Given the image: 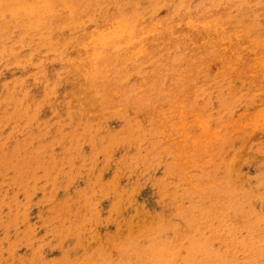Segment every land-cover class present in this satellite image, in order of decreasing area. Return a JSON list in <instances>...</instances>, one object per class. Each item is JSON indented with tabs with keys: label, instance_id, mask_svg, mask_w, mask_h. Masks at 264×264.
Returning <instances> with one entry per match:
<instances>
[{
	"label": "rangeland",
	"instance_id": "obj_1",
	"mask_svg": "<svg viewBox=\"0 0 264 264\" xmlns=\"http://www.w3.org/2000/svg\"><path fill=\"white\" fill-rule=\"evenodd\" d=\"M58 1L61 2V0H56L55 4H58L59 3ZM62 1H65V3L67 2L69 4L68 6L73 5V10L75 11L74 16L71 19H68L64 13L49 15L47 18L48 24L46 25V27L43 30L38 31V32H35L33 30H27L23 26V24L20 23V21H18V22L17 21L16 22L0 21V93H1L0 94V132H1L0 133V149L2 150V151L0 150V160H1L0 161V169L2 168L0 170L1 171L0 172V175H1L0 176V181H1V183H0V250H1L0 251V264H22V263H24V264H43V262H44V264H59L61 261L62 262L60 264H72V263L73 264H78V263L79 264H85V262H86V264H92V262H93V264H104V263L105 264H201V263L202 264H204V263L205 264H207V263L208 264L209 263L210 264H246V263H248L250 261L248 259L249 256H246V253L241 252V250L243 249V247L245 245L233 247L224 241V239L228 240L229 237L224 235L225 230L222 233L220 231H222V229H224L225 226L226 227L228 226V223L230 222V220H228V217H224L221 221H220V219L214 218L216 216V212H215L216 208H215V204L213 203V200L216 198V196H214V195H217V198H218L220 195L219 191H221V193H224V190L228 189L229 187L234 188L236 191L240 190V192L247 191L248 193H250V197L248 198V200H247V198H245L244 201L247 200L246 203L249 205L248 207L251 209L252 214H254L256 216V218H258V219L263 220V218H264V152L262 153V151H264V125H262V123H264V122L262 121L261 123L250 125V126H248L249 129H247V130H246L247 127H245V130L242 128L240 131H232L231 135H230V133H228V130L230 128L227 129L228 123H231L234 120L235 121L236 120H243L245 118L243 115H245L247 119L252 116L251 118L253 119L255 116L259 115V112L261 113V111H258V110H261L263 108V103H264L263 96L264 95H263V91L261 89L264 87V80H263V78H261V72H258L257 76H251L250 75V73H252V70H253L250 66L253 63V58H252L253 55L251 56V53L249 52L250 50L248 48H245L247 46V45H245L246 43L244 44L243 47H241L242 49L240 48L238 50L239 54H237L238 59L235 60L236 63L233 62V64H237L236 67L241 72L239 75H237L238 76L237 77V76H234L235 75L234 73L231 74L230 73L231 71H229V72L227 71L225 64L222 67L220 66V68L216 71L210 70L209 68H207V70L209 69L207 72L206 65L208 62H206V60L210 61L212 59L211 61L215 62L216 59L220 58V55H221V57L223 55V52L220 51L221 49H219V47L213 46L214 48H217V49L213 48L212 50L208 51V53L210 54V56L212 55V57H209L207 59L208 56H206L202 60L200 59L199 62L201 64L198 61H195V58H193L192 61H189V64H188V62L184 61L185 59L182 58L180 61L183 60L184 61L183 63L185 65L183 64V66H182V64H181L180 66H182V67L178 66V67H180V68L177 67L178 69L176 67H172V69H171L169 67L170 65H168L171 63V62H169V60L172 58L174 60L176 58H178L177 56L181 53V51L184 50L182 45H180L179 47H182L183 49L177 47L178 48L177 50L179 51V52H177L176 50L171 49L172 48L170 46L172 44V42L170 41L171 39L166 40V37H161V36L156 37L155 41L157 43V46L155 44V41L153 43L144 41L142 43V45L148 44V48L149 49L151 48L150 51H148L149 55H147V58L150 61V63L147 60V58H146V61L143 59H141V60L138 59L137 61L131 62L129 60L126 61L125 59L121 58V55L120 56L117 55V56L113 57V61L109 65L110 68L112 67V69H110L108 67L107 71H104L102 73V75H100V78L97 79V82L95 84L96 88L98 90H101L100 94H102L103 97H105V98L106 97L109 98L108 100H110V101L108 102V100H106L103 103V105H101V104H99L100 100H98V99L96 100V99H92V98L89 99L90 95L88 93L84 92L85 94H83V96L86 97V99H89L90 101H88V104L84 105L82 108L77 103V102H79L78 99H75L76 95L80 94V90L78 89V85L76 82V80H77L76 74L74 73V71L71 70V68L66 63L68 60L74 59L76 56H78L77 53H79V43H81L83 41V39L87 36V34L90 33V31H92V29H94L96 26H102L103 24H106L107 23L106 17L107 18L109 17L108 19H111V18H117L119 16L120 13L117 11L116 7H118V8L122 7V10H125L124 12L126 13V15L132 16L133 14L134 15L139 14V15L144 16V17L151 14L149 12H150V10L153 9V10H156V12L154 11L153 18L159 19V20L164 18V17H168V18L170 17V20H173V18L177 16L178 11L183 10L185 8H188V7H189L188 9H196L197 8L199 10H203L205 13L209 12L211 15L217 14L219 17L220 16L223 17L225 20H227L229 22L228 26H229L230 30L241 31L242 33L247 34V35L249 34L252 37L255 36L256 39H258V36H259L258 40H261V42L263 43V41H264V28H263L264 18L263 17L264 16H262V14H264V0H195V2H194V0H155V2H152L154 0H152V1H150V0H86V1L85 0H62ZM220 1L224 2V4L218 7L217 5L222 4V3H220ZM147 2H152V3H150L151 5H149V3L147 5ZM110 3L112 5H110ZM193 3H194V5H193ZM169 4H170V6H169ZM201 4H203V5L201 6ZM191 5H193V6H191ZM195 5L196 6L198 5V6L194 7ZM141 6H142V8H141ZM158 7H159V10H158ZM201 7H203V9ZM163 10H164V12H163ZM106 12L107 13L109 12V13L107 14ZM256 12H259V13H256ZM158 14H160V15L158 16ZM92 17L94 18L93 20H92ZM241 17H242V19H241ZM245 17H247V18H245ZM98 18L99 19L102 18V20L101 19L98 20ZM243 18H245V21H243ZM246 19H248V22L246 21ZM81 22L83 23V27H80L78 29H71V26L73 24L77 25V24H80ZM19 23L22 26H20ZM255 24H257V26ZM255 30L256 31L258 30V31L256 32ZM181 32H179L180 36L178 38V39L181 38L180 40L183 39V36H181V35L184 33V31H181ZM252 33H254V34H252ZM261 33H262V35H261ZM260 36L263 38V40L260 38ZM159 39H161V40H159ZM163 42H165V43H163ZM169 42H171V43L169 44ZM161 43H163L164 45ZM150 44H151V46L153 44L155 46H152L153 47L152 48L150 46ZM48 46L51 48H49ZM158 46H159V49H158ZM160 47L162 49L161 52L163 54L160 52ZM163 47H165V48H163ZM152 49H153V51H151ZM263 49H264V45H263ZM166 50H168V51H166ZM242 50H243V52H240ZM75 51H77V52H75ZM169 51H174V53L170 52L171 53L170 54ZM151 52H152V54H151ZM202 52L205 53L206 50H203ZM212 52H213V54H212ZM167 53H169L168 54L169 56L167 55ZM262 53H263V51H262ZM248 54H250V55H248ZM70 55H72V56H70ZM150 55H153V56L155 55L156 58H155V56L154 57L151 56L152 57L151 58ZM158 55L160 56L159 58H158ZM149 57H150V59H149ZM213 58L215 60H213ZM151 59H153V60H151ZM241 59H243V60H241ZM155 60H158L159 64L157 63V65H156L157 61H155ZM154 61H155V64H154ZM193 61H194V63H193L194 65L192 63H190ZM204 61H205V63H204ZM121 62H124V63L121 64ZM164 62H167V63L165 64ZM197 62L199 64H197ZM115 63H118V65ZM138 63H140V64H138ZM203 63H204V66H203ZM246 63H249L248 64L249 67H248V65L246 67ZM133 64H134V66H133ZM151 64L153 65V68H152ZM186 64H188V65H186ZM191 64L193 66L196 65V68L193 67ZM126 65H127V67H126ZM145 65H147V66H145ZM198 65L200 66V69H198L199 68ZM143 66L145 69H143ZM121 68H123V69H121ZM141 68H142L143 72H142ZM174 68H175V70H174ZM182 68H184L185 71H182ZM127 69L129 70L128 72H127ZM147 69H148V71H147ZM192 69L193 70L196 69L197 71L199 70L198 71L199 74L196 73L197 71H195V70H194L195 74H194V72L192 73V71H193ZM149 70H151V71H149ZM58 71L64 72V73L59 74ZM168 71L172 74H169ZM202 71H203V73H202ZM225 71H227L228 73L227 72L225 73ZM4 72H6V73H4ZM15 72H16V75H15ZM68 72H69V74H67ZM108 72H110V73H108ZM220 72H222L223 74L222 73L220 74ZM121 73L123 75H121ZM128 73L131 75H129ZM137 73H140V74L138 75ZM141 73L143 75H141ZM144 73H145V75H144ZM207 73L209 74V76L207 75ZM9 74H10V77H9ZM57 74H59V75H57ZM180 74L183 76H181ZM187 74L189 76L192 75V77H194V75H196V76L193 78L194 80L192 81V77L190 79ZM212 74H214V75H212ZM226 74H230V75H226ZM137 75H138V78L136 77ZM173 75H175L174 81L172 80V78L174 77ZM216 75L220 76V78H217L218 76L215 77ZM248 75H250V76H248ZM46 76H47V78H46ZM198 76H200V77L198 78ZM233 76H234V79H233ZM258 76H259V78H257ZM30 77L33 79L34 82L32 81V79ZM108 77L111 78L110 81H108V79H109ZM128 77H129V80L127 79L128 80L127 81L126 78H128ZM140 77L142 79H140ZM103 78H105L104 81H103ZM181 78H183V80ZM213 78L215 80H213ZM60 79H62V80H60ZM200 79L202 82L200 81ZM256 79H257V81H256ZM258 79H259V81H258ZM184 80H189L188 86H190V87L187 86V88L185 90H183ZM222 80H223V83H221ZM234 80H236V81H234ZM238 80H240V81H238ZM27 81H28V83H27ZM190 81H192V82H190ZM211 81H213V82H211ZM177 82H178L179 86H177ZM108 83H110V87H109ZM139 83H141L140 86H142V87L145 86L147 88H150L153 91L154 94H152L150 96V97H155V99L153 98V100H152L153 102L151 101L152 105H151V103L150 104L144 103L143 100H140V97H138L139 94H137V93H139L138 90H139V88H141V87H138ZM195 83H197V85ZM201 83H204L205 86L203 84L201 85ZM208 83L211 85H209ZM231 83L233 86L231 85ZM248 83H251V84H248ZM10 84H13V85H10ZM34 84H36L35 87H34ZM65 84L67 85V87ZM7 85L9 86L8 88H7ZM22 85L25 88H23ZM199 85H201V86H199ZM208 85L214 86V87L210 88ZM251 85H253V86H251ZM106 86L111 88V89L106 90ZM120 86H122V88ZM161 86H163V88ZM196 86H199V87L196 88ZM203 86L207 87V88L202 90ZM234 86H236V87H234ZM256 86H260V87L258 88ZM131 87L134 89H131ZM229 87L232 89H230ZM238 87H239L240 93L238 92ZM118 88L124 90V95L122 98H120V100L115 101V103H114L113 102L114 100L111 96L114 94L115 90ZM174 88L177 91L174 90ZM178 88H180V90ZM252 88H255L256 90L255 89L253 90ZM104 89H105V91H104ZM112 89L114 92L112 91ZM126 89H128V92ZM168 89H170V90H168ZM192 89L198 90L199 94L197 96L198 97L201 96L200 97L201 99H199L197 96L194 97V95L192 93H189V92H191ZM212 89H214V91ZM166 90H167V92H166ZM221 90H222V92H221ZM227 90H229V92ZM111 91H112V93H111ZM168 91H170V93ZM181 91L183 92V94H185L187 92H188V94L183 95ZM205 91H206V93H205ZM224 91L225 92L227 91V93H226L227 95H225ZM177 92H178V95H177ZM201 92H202V94H201ZM207 92H208V95H205V94H207ZM257 92H259V93H257ZM260 92L262 94H260ZM27 93H28V95H27ZM34 93H35V95H34ZM103 93L108 94V95L104 96ZM168 93L171 96L168 95ZM216 93H217V95H214ZM231 93L236 95L234 99L231 98V95H232ZM251 93L252 94L256 93V94L252 96ZM173 94H176V95H173ZM179 94H182L184 96V99L186 97L185 102H186V104H188V105H186V110H187L188 116L184 119V121L186 123L189 121V123L187 125H185L187 130L184 127L182 132H185V133L188 132L189 136H197V135L202 136V132L200 131L198 126H196L195 122H193V118H191L193 116H192V113H190V111H192V109H193V111L196 113V115H198V113L199 114L201 113L200 110H202V112H204L205 108H207L206 109L207 111L200 114V116L201 117L203 116V118H205L207 120L209 119L207 122L208 126L211 127L213 125L212 123L215 121L214 122L215 127H217L216 124L220 123V124L224 125V126H222L221 130L224 131V129H225V132L224 133L222 132L223 136L220 139H218L219 141L218 140L216 141V139L215 140L212 139L214 141H211L208 143L207 148L210 146L209 150H212V154L208 156V160L200 161V163H202L203 165L199 163V165L193 166V168L189 167L191 169L187 168V171H186L187 174L189 173V175H193L196 179H198V181L201 185V188L203 187L202 190L204 189L202 191V194H199L200 196L198 195L199 197L196 194L192 193L193 191H192V189H190L191 188L190 185L187 184L186 180L183 179V173L182 172H184L183 171L184 169L180 163V161H182V160L177 161L179 158L177 157L176 154H178L181 151L180 147L182 148V146H180L181 144L179 143V142H181L180 135L182 134V132L179 131L178 128H174V129L170 128L171 130H169V132L167 130H166L167 132L164 131V129H162V131H161L162 127L154 125V123L157 122V120H155L156 115H154V113H153V111L157 109L156 106L157 105L159 106V104H160V106H162V104H163V108L165 106L166 107L168 106L167 110H169L176 103V100H177ZM247 94H249V95H247ZM129 95L131 96V98ZM209 95H211V98ZM228 95H229V97H228ZM261 95H263V96H261ZM132 96H133V98H132ZM157 96H160V98ZM172 96H174V97H172ZM207 96L209 98H207ZM36 97H37V99H36ZM54 97H57V98L55 99ZM187 97H188V99H187ZM258 97H260V98H258ZM60 98H61V100H60ZM134 98L136 100H134ZM158 98H159V100L157 101ZM225 98H226V100H224ZM40 99L42 102L40 101ZM164 99H165V101L166 100L167 101L163 103ZM210 99H213V100H210ZM57 100H58V103H57ZM124 100H126V101H124ZM132 100H134V101H132ZM154 100H155V102H154ZM160 100L162 102H160ZM256 100L258 101V103L260 101L259 106L256 105V103H257V102H255ZM59 101H61V102H59ZM199 101H200V103H199ZM44 102H45V104H44ZM116 102L117 103L120 102L121 108H123V110H121V112H117V114L122 113L121 115L119 114L120 116L119 115L117 116L116 112H114V109H112V108H114L115 104L120 107V105L117 104ZM128 102L130 104L127 105ZM190 102H192V104ZM68 103H69V105H68ZM215 103L216 104L219 103V104L216 105ZM34 104H36L35 105L36 108H35ZM134 105L139 106V107H137V109H136V107ZM38 106H40V107H38ZM140 106H141V108H140ZM150 106H151V108H150ZM197 106H198V108H197ZM210 106H213L214 110H212L213 107H210ZM190 107L192 109H190ZM110 108H111V110H110ZM142 108H144V109H142ZM246 108H247V110H245ZM63 109H65V110H63ZM66 109H69V110H66ZM197 109H200V110H197ZM4 110H9V111H4ZM29 110L31 111L30 113H29ZM139 110H141V111H139ZM147 110H148V112H147ZM242 110L243 111L245 110L244 111L245 113ZM208 111H210V112L208 113ZM213 111L214 112L216 111L217 113L216 112L213 113ZM221 111H224V113ZM239 111H241V112H239ZM250 111H252V112H250ZM142 112L144 113L143 114L144 118L142 117ZM194 112H193V114H194ZM229 112H232L231 114H233V115L231 116V114H229ZM236 112L237 113L239 112V113L236 114ZM145 113H147V116ZM211 113H213V114H211ZM241 113H244V114H242V117H241L242 119L240 118ZM249 113H250V117H247V114H249ZM71 114H72V116H71ZM86 114H87V116L88 115L89 116L86 117V120H85ZM110 114H113V115L110 116ZM208 114H209V116H208ZM227 114H228V117H227ZM36 115L38 116L37 118L35 117ZM68 115L71 117V120H70V117H67ZM218 115H220V116H218ZM237 115H239V116H237ZM172 116L171 115L169 116V117H171L170 120H173V122H177V117H175V116L172 117ZM236 116H237V119H236ZM82 117H83V119H82ZM126 117H127V120H126ZM189 117H190V119H189ZM225 117H227V118H225ZM231 117L234 120H232ZM131 118H133V119H131ZM142 118L148 122H146L145 120L142 121ZM228 118L231 121L230 120L227 121ZM73 119H74V121H73ZM79 119H80V121H79ZM67 120H69V121L67 122ZM96 120H98V121H96ZM75 121L78 123L75 124L76 123ZM85 121H86V125H85ZM91 121H93V122H91ZM137 121H139L140 123H138ZM141 121H142V123L145 121L146 124H144V123L142 124ZM58 122H60V124ZM63 122H64V125H63ZM65 122H67V123H65ZM80 122L83 124L84 128H82V124H80ZM133 122H135V123L137 122L136 123L137 125H135V123H133ZM217 122H219V123H217ZM89 123L90 124L94 123L95 124V125L93 124L94 127H92ZM149 123H150V125H149ZM226 124H227V126H226ZM68 125H70V126H68ZM138 125H139L140 129L136 128V127H138ZM34 126H35V128H34ZM65 126H67V127H65ZM87 126H89L87 128L88 130L85 129V127H87ZM95 126H97V127H95ZM225 126H226V128H225ZM73 127H74L75 131H73L74 130ZM79 127H81V128L79 129ZM98 127L100 130L98 129ZM193 127H196V128H194L195 130L193 129ZM215 127H211L210 130H212V128L214 129ZM94 128H95V130H94ZM158 128H159V130H158ZM48 129H50V131ZM76 129L78 132L76 131ZM132 129H134V131H132ZM151 129H153L155 131L157 130V132H155ZM191 129H192V131H191ZM252 129H254L255 131ZM37 130H39V131H37ZM68 130H69V132H68ZM96 130L97 131L99 130V132H97ZM130 130L132 131V133ZM136 130L138 131V133L140 135L137 133ZM147 130L149 131V133L152 132L150 136H149V133L147 132ZM5 131H8V132H5ZM53 131L54 132L56 131L54 135H53ZM66 131H67V133H66ZM80 131H81V133H80ZM140 131H142L141 132L142 134L140 133ZM195 131H197V132H195ZM247 131L249 132V134L247 133ZM250 131H253L254 133L252 132V134H250L251 133ZM37 132H38V134H36ZM74 132L76 134L78 133L77 134L78 136ZM175 132L179 136L178 138H176L177 135L175 134ZM29 133H30V135H29ZM82 133H83V135H82ZM156 133H157V136L158 135H160V136L156 137ZM158 133H160V134H158ZM167 133H169V134H167ZM21 134H22V136H21ZM128 134H130V135H128ZM152 134L155 136H153ZM163 134H166V135H164L165 139L163 138L164 137ZM27 135H29L28 136V138L30 137L29 139L27 138ZM50 135L53 137L55 135L56 136L53 139L52 137H50ZM170 135H171V137H170ZM83 136H84V138H83ZM135 136H137L138 138H136ZM32 137H35V138L32 139ZM47 137H48V139L51 140V143H50V140L47 139ZM56 137H58V138H56ZM67 137L68 138L71 137V139H73V142L75 140L76 144L73 142L71 143L72 140L66 139ZM147 137H149V138H147ZM161 137L163 138V140H161ZM13 138H14V140H13ZM141 138L143 141L141 140ZM178 139L180 140L179 142H178ZM43 140L46 143H44ZM23 141H25L27 144H25V142H23ZM160 141L162 144L160 143ZM172 141H174V144ZM15 142H17V144H19V145L21 143V145H20L21 147L20 146L17 147L18 145ZM32 142H33L34 146H31ZM41 142L43 144H45V147L41 145L42 144ZM56 142H57V144H56ZM168 142L170 144H168ZM47 143L49 146L46 145ZM58 143L60 145H58ZM139 143H140V145H139ZM157 143H160V145ZM22 144H23V146H22ZM176 144H177V146H176ZM14 145H15V147H14ZM161 145L165 146V147L161 148ZM178 145H179V151H178ZM38 146L41 147V150ZM56 146H57V148H56ZM59 146H61V148L63 150ZM211 146H213V147H211ZM231 146H232V148H231ZM11 147H14V148L12 149ZM48 147H51V148H48ZM175 147H177V149ZM52 148H54L56 150L54 151V149H52ZM9 149H11V150H9ZM45 149H46V151H45ZM168 149L172 150V152L169 150V154L171 153L170 154L171 156L167 154ZM7 150H9V152ZM140 150H142V151H140ZM40 151H42V152H40ZM59 151H61V152H59ZM235 151H236V153H235ZM242 151L243 152L245 151V152L242 153ZM10 152H12V155L15 154V156L17 155L16 156L17 158H19V157L20 158L17 159V158H15V156H12V157H11V155L9 156ZM43 152L45 154H43ZM107 152H108V154H107ZM249 152L252 154V156ZM3 153L5 154V156ZM22 153L25 155H23ZM40 153L42 154V157H41ZM46 153H48V155ZM30 154H31V156H29ZM72 154H73V156H72ZM162 154H164V155H162ZM19 155H22L24 160H23V158H21L22 156H19ZM26 155H27V158L29 156L28 159L26 158ZM38 155L40 156V158L44 159V162H43V160H41L38 157ZM44 155H46L47 158L50 156V158L46 159ZM108 155H109V157H108ZM51 156H53V157H51ZM124 156H125V158H124ZM165 156L167 159H165ZM219 156H220V158H219ZM6 157H8L9 159L8 158L6 159ZM93 157L94 158L96 157V158L93 160ZM138 157H140V159ZM222 157H223V160H221ZM4 158L8 162H6L5 160H4L5 161L4 162L3 161ZM11 158H12V160H11ZM14 158H15V160H14ZM25 158L28 161H26ZM31 158H33V160ZM38 158L40 161L38 160ZM61 159L62 160L65 159V160L61 162ZM68 159L71 160V161H69L70 163H68ZM169 159H170V162L168 161ZM260 159H262V160H260ZM20 160H23V162ZM37 160H38V162H37ZM51 160H53V161H51ZM56 160H58V161H56ZM136 160L137 161L141 160V161L137 163ZM173 160H174V162H172ZM228 160H230V162ZM13 161H15V162H13ZM55 161H56V163H55ZM105 161H107V162H105ZM34 162L36 164H34ZM45 162H47V163H45ZM58 162L62 163L63 166ZM168 162L171 164H169ZM178 162H179V165H178ZM220 162H221V164H220ZM1 163H2V165H1ZM17 163L20 166V168H21V165L23 164L22 165L23 169L21 168L22 170L18 166H16ZM57 163L60 164V166ZM105 163H107V165L104 166ZM136 163L138 166L135 165ZM13 164L15 165V167L13 166ZM37 164L39 166L41 164L42 165H41V167H39ZM67 164L69 166H67ZM208 164H209V166H208ZM5 165L8 167V170H6L7 167ZM33 165H35V166H33ZM171 165H173V166L175 165L176 168H174L173 166L171 168ZM218 165H220V166H218ZM1 166H3V167H1ZM27 166H29V167H27ZM50 166H51V168H49ZM70 166H72L73 168H70V170H69ZM213 166H214V168H212ZM12 167L14 168V170L16 172L13 171ZM16 167L20 171L16 170ZM34 167H35V169H33ZM38 167H39V170H37ZM226 167H229V168H226ZM24 168H25V170H24ZM42 168L47 169L46 170L47 174H46V171H44ZM60 168H63L64 170L63 169L60 170ZM49 169H50V171H49ZM92 169H94V170H92ZM118 169H119V171L122 170L123 172L121 171L119 173ZM26 170L28 172H26ZM89 170H92V171H89ZM164 170H165V172H164ZM173 170H175V171H173ZM24 171L27 173V175H26V173H24ZM5 172L7 173L9 180L7 179V177H5L6 176ZM21 172H23L24 174ZM53 172H56V173H53ZM60 172L62 174H59ZM91 172H93L92 175H91ZM98 172H99V175H98ZM179 172H180V174H178ZM207 172H208V174H207ZM216 172H219V173H216ZM11 173H13L14 175L12 174V176H11ZM16 173H18V174H16ZM195 173H196V175H195ZM19 174H20V176H18ZM21 174H23V175H21ZM30 174H35L34 176H36V175L37 176L34 177L33 175L31 176ZM40 174L42 176H43V174L46 175L45 177L43 176L42 181L39 180L42 177ZM48 174H49V176H48ZM84 174L86 175V177ZM24 175L26 177H23ZM97 175L100 177H97ZM142 175H143V177H142ZM10 176L12 178H13V176L14 177L16 176L15 179L17 181L15 182V179L14 178L12 179ZM52 176H53V178H51ZM175 176L176 177L178 176V178H180V180L181 179H183V180L180 181ZM200 176H201V179H200ZM9 177L11 178L12 181L10 180ZM18 177L20 178V180H23V181H20ZM38 177H40V178H38ZM210 177H211V179H210ZM47 178H49L48 179L49 181L48 180L46 181ZM55 178H56V181H55ZM57 178H60V179H57ZM52 179H53V182H52V184H50ZM6 180L8 182L5 184ZM43 180H44V182H43ZM24 181H26V183ZM182 181H184L189 186H187V185L185 186L184 182H182ZM213 181L215 184L213 183V185H212ZM238 181H240V182H238ZM94 183H95V185H94ZM166 183L169 186L166 185ZM10 184L14 185V186H11ZM45 184H47V185H45ZM71 184H72V186H71ZM42 186H44V187H42ZM184 186L187 188L190 187L188 189L186 188L188 191H185L186 189ZM11 187H12V189H11ZM164 187L166 188V191H164L165 193L163 192V190L165 189ZM102 188H103V190H102ZM133 188H134V190H133ZM111 189H112V191H109ZM217 189H219L218 192H217ZM41 190H43V191H41ZM44 190L46 191L45 194H44ZM50 190H52V191L50 192ZM182 190H184V191H182ZM174 191L176 192V194H174L175 193ZM186 192H188V193L186 194ZM179 193H181V194H179ZM4 194L7 196H4ZM8 194H9V196H8ZM121 194H122V196H121ZM169 195L173 196V197L170 198ZM174 195H175V197H174ZM209 195H211V196H209ZM176 196H178V198ZM180 196H181V198H180ZM182 196H184V197H182ZM9 198H10V200H8ZM11 198H12V202L10 203ZM117 199L120 200L121 203L119 201H116ZM112 202H113V204H112ZM130 202H131V204H129ZM7 203H8V206L5 205ZM119 203H120V205H119ZM195 206H197V207H195ZM208 207H209V210L207 211ZM179 208H184V210L183 209L181 210ZM191 208H193V209H191ZM212 209H214V210H212ZM113 210H114V212H113ZM134 211H136L138 213L137 215H139V216H136V212H134ZM208 212H209V214H208ZM202 215H204L205 217H203L200 220L199 225L197 224V226H196L197 230L195 229V226H194V229L196 230V232L194 229L192 230L193 227L191 225L186 224V222L184 221V220H186V218L188 220H195L198 217L201 218ZM185 216H187V217H185ZM261 217H263V218H261ZM48 218H51V219H48ZM52 218L54 219L53 222H52ZM60 218H61V221H60ZM77 218H79V219H77ZM64 219H66L67 221H65ZM56 220H58V221H56ZM69 220H72V221H69ZM76 220H78L79 222L78 221L76 222ZM63 221H64V223H63ZM48 222H50V223H48ZM57 222H58V224H57ZM118 222H119V224H118ZM53 223H55V224H53ZM66 223H69V224H66ZM78 224H80V228H79ZM45 225H47V226H45ZM54 225H56V226H54ZM49 226H51L52 230L50 229ZM57 226H58V229H57ZM75 226H77L76 229L74 228ZM211 226H213V227H211ZM45 227L46 228L48 227V228L45 229ZM59 227H61V229L64 228V229H62L63 231ZM67 227H69V228H67ZM117 227L120 230V232L117 230ZM259 227L262 228V230H261L263 233L262 237L264 239V236H263L264 235V227L262 226L261 221L259 223ZM48 229H50L51 231ZM216 229H219L220 231L219 230L217 231ZM58 230H60V231L57 232ZM53 231H55V232H53ZM75 231L79 232V233H76ZM82 231H84L83 234H81ZM173 231L175 233H173ZM117 232H118V234H116ZM176 232L177 233L179 232V233L177 234ZM216 232H218V234H220V235L217 236L215 234ZM75 233L78 234L77 236L80 239L75 237V235H76ZM239 233H240V235H239ZM88 234H89V236H91V238L93 236V238H92L93 240L88 236ZM175 234H177L176 237H175ZM235 235H236L237 240L244 241L246 238V233L245 232L243 233V230H237ZM113 236H115V237H113ZM193 237L195 239H193ZM94 238H96V239H94ZM211 238H213V239H211ZM82 239L85 242L84 245H83L84 242L82 241ZM182 239L184 241H182ZM180 240L182 242H180ZM57 241H59V245L57 244L58 243ZM89 241L91 243H89V246H88ZM77 242L79 244H77ZM125 243H126V245H125ZM60 244H62V245H60ZM111 244L113 245V247ZM175 244L177 247L175 246ZM179 244H181V245H179ZM77 245H79V246L77 247ZM86 246H87V249L85 248ZM102 246H104V247L101 248ZM6 247H7V249H6ZM210 247H212V251L210 250L211 249ZM76 248L77 249L79 248V249L77 250ZM177 248H179V249L177 250ZM84 250H85V252H84ZM109 250H110V252H109ZM112 250H114V251H112ZM176 250H177V252H176ZM192 250H196L198 252V256L196 258H194V257L192 258L190 256V252H192ZM226 251H227V254H225ZM38 253H39V255H37ZM65 253L67 254V256ZM164 253H168L170 260L167 263H165L164 261L157 263L156 259H161L162 255ZM170 253H172V254H170ZM63 254L66 257H68L69 255L70 256L68 258H66L64 256L62 257L61 255H63ZM215 254H217V256H215ZM34 255L36 257H34ZM39 256L41 258H39ZM259 256H260V258H259ZM80 257H81V259H79ZM30 258H31V260H30ZM58 258H60V259L62 258L63 260L64 259L65 260L63 261L61 259L60 261H58ZM223 258H224V260H223ZM258 258H259V261H258ZM44 259L45 260L47 259L46 260L47 262L44 261ZM254 259H257V262H256L257 264H260V263L263 264L264 263V254H260L258 256L256 255V257L253 258V260ZM50 261H51V263H50ZM52 261H54V262L52 263Z\"/></svg>",
	"mask_w": 264,
	"mask_h": 264
},
{
	"label": "bare ground",
	"instance_id": "obj_2",
	"mask_svg": "<svg viewBox=\"0 0 264 264\" xmlns=\"http://www.w3.org/2000/svg\"><path fill=\"white\" fill-rule=\"evenodd\" d=\"M86 1V0H85ZM150 1H152V0H150ZM59 2V1H58ZM152 2H155V0L154 1H152ZM152 2H147V5H148V3H149V5H151L150 3H152ZM184 2V1H183ZM194 2H195V0H194ZM199 2V1H198ZM249 2V1H248ZM259 2V1H258ZM56 3V0H1L0 1V21H4V22H8V21H13V22H18V21H20V23H22L23 24V26L27 29V30H33V31H35V32H38V31H41V30H43L45 27H46V25L48 24V20H47V18H48V16L49 15H54V14H59V13H64L66 16H67V18L68 19H71L73 16H74V10H73V5H70V6H68L69 4L66 2L65 3V1H62L61 0V2H59L58 4H55ZM112 3V2H111ZM110 3V5H112ZM204 3V2H203ZM212 3V2H211ZM220 3H222V4H220V5H217L218 7L219 6H221V5H223L224 4V2H221L220 1ZM146 5V6H147ZM190 5V4H189ZM188 5V6H189ZM193 5H194V3H193ZM193 5H191V6H193ZM203 4H201V6H202ZM226 5V4H225ZM134 6V5H133ZM145 6V7H146ZM156 6V5H155ZM169 6H170V4H169ZM198 6V5H197ZM196 5L194 6V7H197ZM259 6V5H258ZM84 7V6H83ZM136 7V6H135ZM144 7V6H143ZM124 8V7H123ZM141 8H142V6H141ZM189 8V7H188ZM188 8H185V9H183V10H180V11H178V14H177V16L176 17H174L173 18V20H170V17L168 18V17H164V18H162V19H155V18H153V14H154V11L156 12V10H150V12L149 13H151V14H149L148 16H146V17H144V16H141V15H139V14H136V15H132V16H130V15H126V13L124 12L125 10H122V7L121 8H118V7H116V9H117V11L120 13L119 14V16L117 17V18H111V19H108L107 17H106V19H107V23L106 24H103L102 26H96L94 29H92V31H90V33H88L87 34V36L83 39V41L81 42V43H79V53H77V55L78 56H76L74 59H71V60H68L67 61V65L71 68V70L72 71H74V73L76 74V78H77V80H76V82H77V85H78V89L80 90V94H78V95H76V97H75V99H78V101L79 102H77L80 106H81V108L84 106V105H87L88 104V101H90L89 99H98V100H100L99 101V104H101V105H103V103L106 101V100H108L109 98H105V97H103V95L102 94H100L101 93V90H98L97 88H96V82H97V79H99L100 78V75H102V73L104 72V71H107V69H108V67L110 68V64L112 63V61H113V57H115V56H117V55H121V58H123V59H125L126 61L127 60H129V61H131V62H134V61H137L138 59H143V60H145L146 61V58H147V55H149L148 54V51H150V49L148 48V44H146V45H142V43L144 42V41H146V42H154L155 41V38L156 37H166V40L167 39H171L170 41L172 42V44L170 45L172 48L171 49H173V50H176L177 52H179L177 49V47H179L180 45H182V47L184 48V50L183 51H181V53L177 56L178 58H176L175 60L172 58V59H170L169 60V62H171L170 64H168V65H170L169 67L172 69V67H178V66H180L181 64H182V66H183V62L185 61V62H188V64H189V61H192L193 60V58H195V61H200V59L202 60L203 58H205L206 56H208L207 57V59L209 58V57H212V55L210 56V54L208 53V51L209 50H212L214 47L213 46H215V47H219V49H221L220 51L221 52H223V55H222V57H221V55H220V58L219 59H216V61L215 62H212L211 60L209 61H207L206 60V62H208L207 63V65H206V70H207V68H209L210 70H218L219 68H220V66L222 67V66H224V64H225V67L227 68V71L229 72V71H231L230 73L231 74H235L234 76H237V75H239L241 72L239 71V69L236 67V65L237 64H233V62H235V60H237L238 59V56H237V54H239V52H238V50L241 48V47H243L244 46V44L245 45H247L245 48H248L250 51V53H251V56L253 55V63H252V65H250L251 66V68L253 69L252 70V73H250V75L251 76H257L258 75V72H261V78H263V80H264V49H263V43H264V41H263V43L261 42V40H258L259 39V36H258V39H256V37L254 36V37H252L251 35H247V34H244V33H242L241 31H233V30H230V28H229V26H228V21L227 20H225L223 17H219L217 14H213V15H211L209 12H204L203 10H199V9H188ZM193 8V7H192ZM202 9H203V7H201ZM83 9V8H82ZM90 9V8H89ZM242 9V8H241ZM260 9V8H259ZM87 10V9H86ZM109 10V9H108ZM107 10V11H108ZM137 10V9H136ZM158 10H159V7H158ZM220 10V9H219ZM104 11V10H103ZM102 11V12H103ZM261 11V10H260ZM137 12V11H136ZM153 12V13H152ZM163 12H164V10H163ZM233 12V11H232ZM107 13V12H106ZM109 13V12H108ZM107 13V14H108ZM158 13V12H157ZM256 13H259V12H256ZM104 14V13H103ZM160 14H158V16H159ZM103 16V15H102ZM130 16V17H129ZM162 16V15H161ZM262 16H264V14H262ZM261 16V17H262ZM260 17V18H261ZM245 18H247V17H245ZM245 18H243V21H245ZM264 18V17H263ZM262 18V19H263ZM94 18L92 17V20H93ZM101 20H102V18H100ZM99 18H98V20H100ZM241 19H242V17H241ZM97 21V20H96ZM242 21V22H243ZM246 21L248 22V19H246ZM240 22V21H239ZM20 23H19V25H20ZM96 23V22H95ZM256 23V22H255ZM258 23V22H257ZM89 25V24H88ZM256 26H257V24H255ZM263 25V24H262ZM20 26H22V25H20ZM259 26V25H258ZM261 26V25H260ZM59 27V26H58ZM80 27H83V23L81 22L80 24H73L72 26H71V29H78V28H80ZM70 28V27H69ZM254 28V27H253ZM261 28V27H260ZM259 28V29H260ZM263 28H264V25H263ZM61 29V28H60ZM68 29V28H67ZM258 29V30H259ZM240 30V29H239ZM257 30V31H258ZM181 31H184V33L181 35V36H183V39L182 40H180V39H178L179 38V32H181ZM256 31V30H255ZM254 31V32H255ZM256 31V32H257ZM263 32V31H262ZM182 33V32H181ZM180 33V34H181ZM251 33V32H250ZM252 34H254V33H252ZM261 35H262V33H261ZM44 36V35H43ZM46 36V35H45ZM260 38L263 40V38L260 36ZM159 40H161V39H159ZM145 42V43H146ZM166 42V41H165ZM165 42H163V43H165ZM171 42H169V44L171 43ZM163 43H161V44H163ZM155 44H156V46H157V43H156V41H155ZM50 45V44H49ZM164 45V44H163ZM150 46H151V44H150ZM149 46V47H150ZM152 46H155L154 44L152 45ZM151 46V47H152ZM49 47V46H48ZM169 47V46H168ZM182 47H179V48H181V49H183ZM49 48H51V47H49ZM68 48V47H67ZM148 48V49H147ZM153 48V47H152ZM163 48H165V47H163ZM176 48V49H175ZM158 49H159V46H158ZM168 49V48H167ZM214 49H217V48H214ZM242 49V48H241ZM51 50V49H50ZM157 50V49H156ZM161 47H160V52H161ZM203 50H206V52L205 53H203L202 51ZM246 50V49H245ZM151 51H153V49L151 50ZM166 51H168V50H166ZM215 51V50H214ZM262 51H263V53H262ZM75 52H77V51H75ZM159 52V51H158ZM165 52V51H164ZM170 52H172V53H174V51H169V53ZM176 52V53H177ZM218 52V51H217ZM216 52V53H217ZM238 52V53H237ZM240 52H243V50L242 51H240ZM247 52V51H246ZM248 52V53H249ZM73 53V52H72ZM71 53V54H72ZM162 53V52H161ZM169 53H167V55L169 54ZM215 53V54H216ZM151 54H152V52H151ZM163 54V53H162ZM171 54V53H170ZM206 54V55H205ZM212 54H213V52H212ZM219 54V53H218ZM248 55H250V54H248ZM54 56V55H53ZM70 56H72V55H70ZM151 56H153V55H150V57ZM155 56V55H154ZM153 56V57H154ZM165 56V55H164ZM169 56V55H168ZM167 56V57H168ZM215 56V55H214ZM250 56V57H251ZM150 57H149V59H150ZM160 56L158 55V58H159ZM217 57V56H216ZM249 57V58H250ZM152 58V57H151ZM155 58H156V56H155ZM185 59L184 61L182 60V61H180L181 59ZM215 58V57H214ZM213 58V60H215ZM245 58V57H244ZM243 58V59H244ZM55 59V58H54ZM243 59H241V60H243ZM147 60H148V58H147ZM151 60H153V59H151ZM163 60V59H162ZM125 61V62H126ZM144 61V62H145ZM149 61V60H148ZM155 61H157L156 62V65H157V63H158V60H155ZM155 61H154V64H155ZM160 61V60H159ZM117 62V61H116ZM142 62V61H141ZM162 62V61H161ZM197 62V64H199ZM203 62V61H202ZM250 62V61H249ZM43 63V62H42ZM124 62H121V64H123ZM128 63V62H127ZM149 63H150V61H149ZM163 63V62H162ZM165 64L167 63V62H164ZM190 63H194V61L193 62H190ZM204 63H205V61H204ZM204 63H203V66H204ZM236 63V62H235ZM48 64V63H47ZM54 64V63H53ZM58 64V63H57ZM115 64H117L118 65V63H115ZM120 64V65H121ZM129 64V63H128ZM127 64V65H128ZM136 64V63H135ZM138 64H140V63H138ZM142 64V63H141ZM153 64V63H152ZM151 64V66H152V68H153V65ZM159 64V63H158ZM164 64V65H165ZM188 64H186V65H188ZM191 64V65H192ZM201 64V63H200ZM249 63H246V67H247V65H248ZM50 65V64H49ZM127 65H126V67H127ZM163 65V64H162ZM185 65V64H184ZM194 65V64H193ZM192 65V66H193ZM115 66V65H114ZM113 66V67H114ZM133 66H134V64H133ZM132 66V67H133ZM145 66H147V65H145ZM161 66V65H160ZM182 66H180V67H182ZM190 66V65H189ZM50 67V66H49ZM150 67V66H149ZM159 67V66H158ZM164 67V66H163ZM180 67H178V68H180ZM186 67V66H185ZM191 67V66H190ZM193 67H195L196 68V65L195 66H193ZM198 69H200V66L198 65ZM248 67H249V65H248ZM156 68V67H155ZM177 68V69H178ZM250 68V69H251ZM51 69V68H50ZM110 69H112V67L110 68ZM121 69H123V68H121ZM125 69V68H124ZM143 69H145L144 68V66H143ZM158 69V68H157ZM204 69V68H203ZM208 69V70H209ZM248 69V68H247ZM33 70V69H32ZM134 70V69H133ZM141 70H142V68H141ZM155 70V69H154ZM160 70V69H159ZM164 70V69H163ZM174 70H175V68H174ZM187 70V69H186ZM190 70V69H189ZM193 70V69H192ZM195 71H197L196 69H194ZM192 71V73L194 72V74H195V71ZM208 70H207V72H208ZM225 70V69H224ZM246 70V69H245ZM47 71V70H46ZM53 71V70H52ZM60 71V70H59ZM58 71V73L60 74V73H64V72H59ZM111 71V70H110ZM120 71V70H119ZM122 71V70H121ZM129 70L127 69V72H128ZM131 71V70H130ZM140 71V70H139ZM147 71H148V69H147ZM149 71H151V70H149ZM157 71V70H156ZM162 71V70H161ZM173 71V70H172ZM182 71H185L184 70V68H182ZM199 71V70H198ZM198 71L196 72V73H198ZM227 71H225V73L227 72ZM141 72V71H140ZM142 72H143V70H142ZM155 72V71H154ZM169 72V71H168ZM187 72V71H186ZM227 72V73H228ZM4 73H6V72H4ZM3 73V74H4ZM108 73H110V72H108ZM131 73V72H130ZM165 73V72H164ZM177 73V72H176ZM183 73V72H182ZM188 73V72H187ZM191 73V74H192ZM202 73H203V71H202ZM214 73V72H213ZM222 72H220V74H221ZM46 74V73H45ZM59 74H57V75H59ZM67 74H69V72L67 73ZM120 74V73H119ZM129 74V73H128ZM138 75L140 74V73H137ZM147 74V73H146ZM160 74V73H159ZM166 74V73H165ZM169 74H172V73H170L169 72ZM168 74V75H169ZM184 74V73H183ZM199 74V73H198ZM197 74V75H198ZM218 74V73H217ZM223 74V73H222ZM14 75V74H13ZM15 75H16V72H15ZM47 75V74H46ZM53 75V74H52ZM63 75V74H62ZM108 75V74H107ZM121 75H123L122 73H121ZM129 75H131V74H129ZM138 75L136 76L137 78H138ZM141 75H143L142 73H141ZM144 75H145V73H144ZM150 75V74H149ZM154 75V74H153ZM161 75V74H160ZM167 75V76H168ZM181 75V74H180ZM179 75V76H180ZM185 75V74H184ZM188 75V74H187ZM207 75L209 76V74L207 73ZM212 75H214V74H212ZM219 75V74H218ZM218 75H216L215 77H217ZM226 75H230V74H226ZM225 75V76H226ZM250 75H248V76H250ZM45 76V75H44ZM158 76V75H157ZM166 76V75H165ZM174 77L172 78V80L174 81L175 80V75H173ZM181 76H183V75H181ZM196 75H194V77H195ZM201 76V75H200ZM200 76H198V78L200 77ZM234 76H233V79H234ZM5 77V76H4ZM9 77H10V74H9ZM42 77V76H41ZM105 77V76H104ZM107 77V76H106ZM122 77V76H121ZM145 77V76H144ZM186 77V76H185ZM188 77L191 79V77H192V75L191 76H189L188 75ZM187 77V78H188ZM194 77H192V81L194 80L193 78ZM224 77V76H223ZM238 77V76H237ZM236 77V78H237ZM31 78V77H30ZM29 78V79H30ZM46 78H47V76H46ZM109 78V77H108ZM178 78V77H177ZM184 78V77H183ZM183 78H181L182 80H183ZM208 78V77H207ZM217 78H220V76H218ZM247 78V77H246ZM245 78V79H246ZM257 78H259V76L257 77ZM7 79V78H6ZM32 79V78H31ZM40 79V78H39ZM104 79L105 78H103V81H104ZM107 79V78H106ZM110 79L111 78H109L108 79V81H110ZM118 79V78H117ZM129 80V77L128 78H126V80ZM132 79V78H131ZM140 79H142L141 77H140ZM163 79V78H162ZM180 79V80H181ZM212 79V78H211ZM230 79V78H229ZM28 80V79H27ZM36 80V79H35ZM57 80V79H56ZM60 80H62V79H60ZM116 80V79H115ZM127 80V81H128ZM144 80V79H143ZM150 80V79H149ZM155 80V79H154ZM178 80V79H177ZM199 80V79H198ZM213 80H215L214 78H213ZM232 80V79H231ZM230 80V81H231ZM242 80V79H241ZM262 80V79H261ZM32 81H33V79H32ZM59 81V80H58ZM75 81V80H74ZM73 81V82H74ZM135 81V80H134ZM141 81V80H140ZM145 81V80H144ZM179 81V80H178ZM188 81L189 80H184V88H183V90H185L186 88H187V86H188ZM192 81H190V82H192ZM200 81H201V79H200ZM234 81H236V80H234ZM238 81H240V80H238ZM256 81H257V79H256ZM255 81V82H256ZM258 81H259V79H258ZM34 82V81H33ZM44 82V81H43ZM107 82V81H106ZM122 82V81H121ZM138 82V81H137ZM136 82V83H137ZM146 82V81H145ZM149 82V81H148ZM181 82V81H180ZM183 82V81H182ZM202 82V81H201ZM211 82H213V81H211ZM210 82V83H211ZM229 82V81H228ZM245 82V81H244ZM250 82V81H249ZM261 82V81H260ZM16 83V82H15ZM27 83H28V81H27ZM41 83V82H40ZM63 83V82H62ZM126 83V82H125ZM142 83V82H141ZM141 83H139L138 85V87H141V88H139V90H138V92L139 93H137V94H139V96L138 97H140V100H143V102L144 103H151V101L153 100V98L155 99V97H150L152 94H154L153 93V91L150 89V88H147V87H142V86H140V84ZM144 83V82H143ZM221 83H223V80H222V82ZM252 83V82H251ZM251 83H248V84H251ZM258 83V82H257ZM14 84V83H13ZM13 84H10V85H13ZM18 84V83H17ZM47 84V83H46ZM107 84V83H106ZM121 84V83H120ZM145 84V83H144ZM162 84V83H161ZM160 84V85H161ZM165 84V83H164ZM182 84V83H181ZM196 85H197V83H195ZM194 84V85H195ZM204 85V83H201V85ZM209 84V83H208ZM214 84V83H213ZM212 84V85H213ZM230 84V83H229ZM240 84V83H239ZM256 84V83H255ZM260 84V83H259ZM19 85V84H18ZM35 85L36 84H34V87H35ZM66 85V84H65ZM104 85V84H103ZM108 85H109V87H110V83H108ZM147 85V84H146ZM154 85V84H153ZM183 85V84H182ZM201 85H199V86H201ZM207 85V84H206ZM209 85H211V84H209ZM208 85V86H209ZM231 85H232V83H231ZM238 85V84H237ZM241 85V84H240ZM246 85V84H245ZM254 85V84H253ZM253 85H251V86H253ZM261 85V84H260ZM43 86V85H42ZM135 86V85H134ZM168 86V85H167ZM166 86V87H167ZM177 86H179L178 85V82H177ZM199 86H196V88L197 87H199ZM205 86V85H204ZM202 87V90H204L205 88H207V87ZM233 86V85H232ZM242 86V85H241ZM249 86V85H248ZM9 86L7 85V88H8ZM22 87H23V85H22ZM64 87V86H63ZM66 87H67V85H66ZM109 87H107L106 86V90H108V89H111V88H109ZM121 88H122V86H120ZM133 87V86H132ZM131 87V89H134V88H132ZM153 87V86H152ZM162 88H163V86H161ZM165 87V86H164ZM188 87H190V86H188ZM193 87V86H192ZM210 88L211 87H214V86H209ZM216 87V86H215ZM234 87H236V86H234ZM256 87H260V86H256ZM23 88H25V87H23ZM101 88V87H100ZM168 88V87H167ZM172 88V87H171ZM170 88V89H171ZM176 88V87H175ZM174 88V90H176ZM181 88V87H180ZM180 88H178L179 90H180ZM228 88V87H227ZM230 88V87H229ZM241 88V87H240ZM244 88V87H243ZM248 88V87H247ZM246 88V89H247ZM250 88V87H249ZM18 89V88H17ZM44 89V88H43ZM48 89V88H47ZM65 89V88H64ZM67 89V88H66ZM165 89V88H164ZM170 89H168V90H170ZM173 89V88H172ZM230 89H232V88H230ZM251 89V88H250ZM249 89V90H250ZM253 90L255 89V88H252ZM261 89V88H260ZM57 90V89H56ZM115 90V89H114ZM127 90V92H128V89H126ZM178 90V91H179ZM213 91H214V89H212ZM224 90V89H223ZM256 90V89H255ZM259 90V89H258ZM262 91H263V95H264V87L261 89ZM18 91V90H17ZM104 91H105V89H104ZM112 91H113V89H112ZM112 91H111V93H112ZM137 91V90H136ZM177 91V90H176ZM209 91V90H208ZM211 91V90H210ZM212 91V92H213ZM228 92H229V90H227ZM227 91L225 92V95H227L226 93H227ZM248 91V90H247ZM88 93L89 95H90V97H89V99H86V97H84L83 96V94H85V93ZM114 92V91H113ZM130 92V91H129ZM134 92V91H133ZM166 92H167V90H166ZM169 93H170V91H168ZM182 92V91H181ZM211 92V93H212ZM221 92H222V90H221ZM231 92V91H230ZM238 92H239V87H238ZM242 92V91H241ZM245 92V91H244ZM249 92V91H248ZM254 92V91H253ZM256 92V91H255ZM32 93V92H31ZM63 93V92H62ZM110 93V94H111ZM168 93V95H170ZM185 93V92H184ZM189 93H192L193 95H194V97H196L198 94H199V92H198V90L197 89H192L191 90V92H189ZM205 93H206V91H205ZM210 93V94H211ZM215 93V92H214ZM240 93V92H239ZM257 93H259V92H257ZM1 94V93H0ZM57 94V93H56ZM64 94V93H63ZM104 94V96L105 95H108V94H105V93H103ZM131 94V93H130ZM166 94V93H165ZM182 94H183V92H182ZM179 94V96H178V98H177V100H176V103L174 104V106L172 107V108H168L169 110H167V107L165 106L164 108H163V104H162V106H160V104H159V106L157 105H155L156 106V110H154L153 111V113H154V115H156V117H155V120H157V122L156 123H154V125L156 126H159V127H162L161 128V131H162V129H164V131H168L169 132V130H171L172 128L174 129V128H178V130L179 131H183V128L185 127V125H187L188 123H189V121L186 123L185 121H184V119L188 116V114H187V110H186V105H188V104H186V102H185V100H186V97H185V99H184V96L183 95H185V94H188V92L187 93H185V94ZM201 94H202V92H201ZM219 94V93H218ZM232 94V93H231ZM230 94V95H231ZM256 93H254V94H252L251 93V95L253 96V95H255ZM260 94H262L261 92H260ZM27 95H28V93H27ZM34 95H35V93H34ZM123 95H124V90L123 89H116L115 90V92H114V94L111 96L112 98H113V102L115 103V101H118V100H120V98H122L123 97ZM128 95V94H127ZM173 95H176V94H173ZM177 95H178V92H177ZM205 95H208V92H207V94H205ZM214 95H217V93L216 94H214ZM242 95V94H241ZM247 95H249V94H247ZM258 95V94H257ZM263 95H261V96H263ZM75 96V95H74ZM130 96V95H129ZM171 96V95H170ZM210 96V98H211V95H209ZM213 96V95H212ZM235 94H232L231 95V98L232 99H234L235 98ZM30 97V96H29ZM42 97V96H41ZM40 97V98H41ZM137 97V98H138ZM157 97H159L160 98V96H157ZM172 97H174V96H172ZM198 97V96H197ZM201 97V96H200ZM200 97H198L199 99H201ZM204 97V96H203ZM219 97V96H218ZM228 97H229V95H228ZM34 98V97H33ZM39 98V97H38ZM52 98V97H51ZM55 99L57 98V97H54ZM111 98V99H112ZM130 98H131V96H130ZM132 98H133V96H132ZM159 98L157 99V101L159 100ZM207 98H209L208 96H207ZM227 98V97H226ZM226 98L224 99V100H226ZM241 98V97H240ZM249 98V97H248ZM253 98V97H252ZM258 98H260V97H258ZM29 99V98H28ZM36 99H37V97H36ZM54 99V100H55ZM81 99V100H80ZM125 99V98H124ZM187 99H188V97H187ZM191 99V98H190ZM263 99H264V96H263ZM45 100V99H44ZM60 100H61V98H60ZM134 100H136L135 98H134ZM134 100H132V101H134ZM139 100V99H138ZM172 100V99H171ZM210 100H213V99H210ZM241 100V99H240ZM260 100V99H259ZM262 100V99H261ZM40 101H41V99H40ZM63 101V100H62ZM65 101V100H64ZM110 100H108V102H109ZM111 101V102H112ZM124 101H126V100H124ZM129 101V100H128ZM167 101V100H166ZM165 101V99L163 100V103L164 102H166ZM173 101V100H172ZM264 101V100H263ZM262 101V102H263ZM28 102V101H27ZM42 102V101H41ZM40 102V103H41ZM59 102H61V101H59ZM142 102V101H141ZM153 102V101H152ZM154 102H155V100H154ZM160 102H162L161 100H160ZM171 102V101H170ZM174 102V101H173ZM240 102V101H239ZM254 102V101H253ZM255 102H257L256 103V105H258L259 106V103H260V101H259V103H258V101L256 100ZM21 103V102H20ZM57 103H58V100H57ZM56 103V104H57ZM117 103V102H116ZM125 103V102H124ZM136 103V102H135ZM191 104H192V102H190ZM196 103V102H195ZM198 103V102H197ZM199 103H200V101H199ZM198 103V104H199ZM213 103V102H212ZM29 104V103H28ZM44 104H45V102H44ZM60 104V103H59ZM62 104V103H61ZM117 104H119L120 105V102L119 103H117ZM128 104H130L129 102L127 103V105ZM133 104V103H132ZM139 104V103H138ZM143 104V103H142ZM173 104V103H172ZM209 104V103H208ZM216 104V103H215ZM214 104V105H215ZM217 104H219V103H217ZM216 104V105H217ZM233 104V103H232ZM32 105V104H31ZM36 104H34V106H35ZM47 105V104H46ZM68 105H69V103H68ZM113 105V104H112ZM116 105V104H115ZM114 105V108H112V109H114V112H116V114H117V112H121V110H123V108H121V105H120V107L119 106H115ZM151 105H152V103H151ZM169 105V104H168ZM215 105V106H216ZM255 105V106H256ZM29 106V105H28ZM60 106V105H59ZM64 106V105H63ZM79 106V107H80ZM111 106V105H110ZM126 106V105H125ZM135 106V105H134ZM144 106V105H143ZM170 106V105H169ZM193 106V105H192ZM261 106V105H260ZM30 107V106H29ZM38 107H40V106H38ZM43 107V106H42ZM50 107V106H49ZM65 107V106H64ZM124 107V106H123ZM136 107V109H137V107H139V106H135ZM210 107H213V106H210ZM220 107V106H219ZM241 107V106H240ZM250 107V106H249ZM262 107V106H261ZM35 108H36V106H35ZM78 108V107H77ZM129 108V107H128ZM140 108H141V106H140ZM149 108V107H148ZM147 108V109H148ZM150 108H151V106H150ZM149 108V109H150ZM154 108V107H153ZM197 108H198V106H197ZM222 108V107H221ZM239 108V107H238ZM237 108V109H238ZM17 109V108H16ZM43 109V108H42ZM72 109V108H71ZM74 109V108H73ZM88 109V108H87ZM126 109V108H125ZM124 109V110H125ZM142 109H144V108H142ZM190 109H192L191 107H190ZM207 108H205V110H204V112L205 111H207L206 110ZM211 109V108H210ZM235 109V108H234ZM11 110V109H10ZM39 110V109H38ZM63 110H65V109H63ZM66 110H69V109H66ZM77 110V109H76ZM110 110H111V108H110ZM128 110V109H127ZM130 110V109H129ZM134 110V109H133ZM196 110V109H195ZM197 110H200V109H197ZM212 110H214V107H213V109ZM245 110H247V108L245 109ZM244 110V111H245ZM252 110V109H251ZM2 111V110H1ZM4 111H9V110H4ZM35 111V110H34ZM136 111V110H135ZM139 111H141V110H139ZM190 111V110H189ZM188 111V112H189ZM201 111V113L200 114H202V113H204V112H202V110H200ZM211 111V110H210ZM210 111H208V113L210 112ZM229 111V110H228ZM243 111V110H242ZM243 111V112H244ZM253 111V110H252ZM252 111H250V112H252ZM258 111H261V113L259 112V115H257V116H253L254 118L252 119L251 117H250V113L249 114H247V117H250V118H246V116L245 115H243L244 117V119L243 120H234V119H232V117H231V119L232 120H234L233 122H231V123H228V127H227V129H229L228 130V133H230V135H231V132L232 131H240L242 128L245 130V127H247L246 128V130L247 129H249L248 128V126H250V125H253V124H257V123H261L262 121L264 122V103H263V108L261 109V110H258ZM31 111L29 110V113H30ZM63 112V111H62ZM72 112V111H71ZM126 112V111H125ZM147 112H148V110H147ZM193 109H192V111H190V113H192V116L193 117H191V118H193V122H195V124H196V126H198V128L200 129V131L202 132V136H199V135H197V136H189L188 135V132H182V134L180 135V137H181V142H179L180 140L178 139V142L181 144L180 146H182V148L180 147V152L178 153V154H176L177 155V157L179 158H177L178 160L177 161H180V160H182V161H180V163H181V165L183 166V171L184 172H182L183 173V179L184 180H186V183L187 184H189L190 185V187H188V188H190V189H192V193H194V194H196L197 196L199 195V194H202V191L204 190H202V188H201V185H200V183H199V181H198V179H196L193 175H189V173L187 174V168H189V167H192L193 168V166H197V165H199V163H200V161H203V160H208V156L209 155H211L212 154V150H209V147L207 148V145H208V143L209 142H211V141H214L215 139H216V141L218 140V139H220L223 135H222V132L224 133L225 132V129H224V131H222L221 129H222V126H224V125H222V124H220L219 122H217V123H219V124H216L217 125V127H215L214 126V122L212 123L213 125L211 126V127H215L214 129L212 128V130H210L211 129V127H209L208 126V120L207 119H205V118H203V116L201 117L200 116V114L198 113V115H196V113L194 112V114H193ZM216 112V111H215ZM214 111H213V113H215ZM221 112H223L224 113V111H221ZM239 112H241V111H239ZM238 112V113H239ZM4 113V112H3ZM66 113V112H65ZM89 113V112H88ZM127 113V112H126ZM141 113V112H140ZM139 113V114H140ZM213 113H211V114H213ZM217 113V112H216ZM219 113V112H218ZM232 112H229V114H231ZM235 113V112H234ZM237 112H236V114H238ZM245 113V112H244ZM244 113H241V116H240V118L242 117V114H244ZM5 114V113H4ZM3 114V115H4ZM73 114V113H72ZM72 114H71V116H72ZM77 114V113H76ZM90 114V113H89ZM120 115L122 114V113H119ZM119 114H117V116L119 115ZM124 114V113H123ZM143 112H142V117L144 118V116H143ZM146 114V116H147V113H145ZM172 116V117H177V122H173V120H170L171 119V117H169L170 115ZM206 114V113H205ZM6 115V114H5ZM21 115V114H20ZM35 115V114H34ZM79 115V114H78ZM111 115H113V114H110V116ZM119 115V116H120ZM149 115V114H148ZM169 115V116H168ZM224 115V114H223ZM233 114H231V116H232ZM19 116V115H18ZM29 116V115H28ZM76 116V115H75ZM89 116V115H88ZM87 116V114H86V116H85V120H86V117H88ZM109 116V117H110ZM115 116V115H114ZM113 116V117H114ZM116 116V117H117ZM145 116V117H146ZM208 116H209V114H208ZM213 116V115H212ZM218 116H220V115H218ZM237 116H239V115H237ZM237 116H236V119H237ZM4 117V116H3ZM36 118L38 117L37 115L35 116ZM67 117H70L69 115L67 116ZM66 117V118H67ZM77 117V116H76ZM104 117V116H103ZM211 117V116H210ZM222 117V116H221ZM227 117H228V114H227ZM227 117H225V118H227ZM5 118V117H4ZM35 118V119H36ZM62 118V117H61ZM60 118V119H61ZM75 118V117H74ZM81 118V117H80ZM102 118V117H101ZM130 118V117H129ZM142 118V121L143 120H145V119H143ZM239 118V119H240ZM42 119V118H41ZM40 119V120H41ZM58 119V118H57ZM78 119V118H77ZM82 119H83V117H82ZM131 119H133V118H131ZM176 119V118H175ZM189 119H190V117H189ZM211 119V118H210ZM220 119V118H219ZM242 119V118H241ZM37 120V119H36ZM70 120H71V117H70ZM126 120H127V117H126ZM137 120V119H136ZM135 120V121H136ZM188 120V119H187ZM230 119L228 118V120L227 121H229ZM26 121V120H25ZM52 121V120H51ZM50 121V122H51ZM63 121V120H62ZM69 120H67V122H68ZM73 121H74V119H73ZM78 121V120H77ZM79 121H80V119H79ZM78 121V122H79ZM96 121H98V120H96ZM129 121V120H128ZM127 121V122H128ZM133 121V120H132ZM142 121H141V123H142ZM146 121V120H145ZM145 121L143 122L144 124H146L145 123ZM191 121V120H190ZM218 121V120H217ZM221 121V120H220ZM224 121V120H223ZM226 121V120H225ZM231 121V120H230ZM35 122V121H34ZM67 122H65V123H67ZM76 122V121H75ZM78 122H76L75 124H77ZM91 122H93V121H91ZM138 123H140L139 121H137ZM136 122V123H137ZM146 122H148V121H146ZM150 122V121H149ZM59 124H60V122H58ZM99 123V122H98ZM133 123H135V122H133ZM135 123V125H137ZM142 123V124H143ZM151 123V122H150ZM150 123H149V125H150ZM223 123V122H222ZM225 123V122H224ZM33 124V123H32ZM36 124V123H35ZM80 124H82L81 122H80ZM79 124V125H80ZM90 124V123H89ZM94 124V123H93ZM93 124H90L92 127H94L93 126ZM97 124V123H96ZM130 124V123H129ZM44 125V124H43ZM48 125V124H47ZM63 125H64V122H63ZM66 125V124H65ZM85 125H86V121H85ZM84 125V126H85ZM95 125V124H94ZM99 125V124H98ZM153 125V126H154ZM260 125V124H259ZM262 125H264V123H262ZM28 126V125H27ZM33 126V125H32ZM53 126V125H52ZM68 126H70V125H68ZM74 126V125H73ZM90 126V127H91ZM129 126V125H128ZM226 126H227V124H226ZM226 126H225V128H226ZM256 126V125H255ZM261 126V125H260ZM55 127V126H54ZM65 127H67V126H65ZM75 127V126H74ZM74 127H73V129H74ZM89 126H87V127H85V129H87ZM95 127H97V126H95ZM103 127V126H102ZM146 127V126H145ZM258 127V126H257ZM34 128H35V126H34ZM47 128V127H46ZM45 128V129H46ZM81 127H79V129H80ZM82 128H84L83 127V124H82ZM137 129H140L139 128V125H138V127H136ZM149 128V127H148ZM154 128V127H153ZM171 128V129H170ZM186 128V127H185ZM194 128H196V127H193V129ZM91 129V128H90ZM98 129H99V127H98ZM144 129V128H143ZM198 129V130H199ZM263 129V128H262ZM7 130V129H6ZM10 130V129H9ZM29 130V129H28ZM35 130V129H34ZM49 131H50V129H48ZM67 130V129H66ZM88 130V129H87ZM93 130V129H92ZM94 130H95V128H94ZM100 130V129H99ZM99 130L97 131V132H99ZM142 130V129H141ZM151 130H153V129H151ZM158 130H159V128H158ZM186 130H187V128H186ZM195 130V129H194ZM252 130H254V129H252ZM2 131V130H1ZM22 131V130H21ZM27 131V130H26ZM37 131H39V130H37ZM73 131H75V129L73 130ZM76 131H77V129H76ZM83 131V130H82ZM91 131V130H90ZM131 131V130H130ZM132 131H134V129H132ZM132 131H131V133H132ZM137 131V130H136ZM153 131H155V130H153ZM160 131V132H161ZM166 131V132H167ZM178 131V132H179ZM191 131H192V129H191ZM230 131V132H229ZM243 131V130H242ZM255 131V130H254ZM5 132H8V131H5ZM17 132V131H16ZM33 132V131H32ZM56 132V131H55ZM55 132L53 131V135L55 134ZM64 132V131H63ZM68 132H69V130H68ZM78 132V131H77ZM84 132V131H83ZM89 132V131H88ZM95 132V131H94ZM142 131H140V133H141ZM147 132L149 133V131L147 130ZM155 132H157V130L155 131ZM165 132V133H166ZM171 132V131H170ZM195 132H197V131H195ZM251 133L250 134H252V132L253 131H250ZM263 132V131H262ZM1 133V132H0ZM41 133V132H40ZM51 133V132H50ZM49 133V134H50ZM66 133H67V131H66ZM75 133V132H74ZM80 133H81V131H80ZM93 133V132H92ZM137 133H138V131H137ZM152 133V132H151ZM151 133H149V136L151 135ZM162 133V132H161ZM247 133L249 134V132L247 131ZM254 133V132H253ZM9 134V133H8ZM7 134V135H8ZM35 134V133H34ZM36 134H38V132L36 133ZM58 134V133H57ZM72 134V133H71ZM76 134V133H75ZM78 134V133H77ZM76 134V135H77ZM89 134V133H88ZM91 134V133H90ZM139 134V133H138ZM142 134V133H141ZM158 134H160V133H158ZM167 134H169V133H167ZM171 134V133H170ZM175 134H176V132H175ZM194 134V133H193ZM199 134V133H198ZM256 134V133H255ZM6 135V134H5ZM29 135H30V133H29ZM29 135H27V138H28V136ZM82 135H83V133H82ZM128 135H130V134H128ZM140 135V134H139ZM138 135V136H139ZM153 135V134H152ZM164 135H166V134H163V136ZM177 135V134H176ZM196 135V134H195ZM21 136H22V134H21ZM42 136V135H41ZM56 136V135H55ZM54 136V137H55ZM67 136V135H66ZM78 136V135H77ZM153 136H155V135H153ZM158 136H160V135H158ZM157 136V133H156V137H158ZM169 136V135H168ZM256 136V135H255ZM259 136V135H258ZM261 136V135H260ZM20 137V136H19ZM49 137V136H48ZM48 137H47V139H48ZM50 137H52L53 139H54V137L53 136H51L50 135ZM136 138H138L137 136H135ZM134 137V138H135ZM170 137H171V135H170ZM173 137V136H172ZM179 136L177 135V137L176 138H178ZM242 137V136H241ZM257 137V136H256ZM18 138V137H17ZM16 138V139H17ZM21 138V137H20ZM30 138V137H29ZM28 138V139H29ZM33 138H35V137H32V139ZM56 138H58V137H56ZM74 138V137H73ZM83 138H84V136H83ZM147 138H149V137H147ZM164 139H165V136L163 137ZM163 138L161 137V140H163ZM175 138V137H174ZM173 138V139H174ZM9 139V138H8ZM22 139V138H21ZM24 139V138H23ZM66 139H71V137L70 138H66ZM130 139V138H129ZM155 139V138H154ZM160 139V138H159ZM158 139V140H159ZM172 139V138H171ZM212 139H214V140H212ZM13 140H14V138H13ZM19 140V139H18ZM48 140H50V139H48ZM58 140V139H57ZM72 141H71V143L73 142V139H71ZM141 140H142V138H141ZM20 141V140H19ZM34 141V140H33ZM39 141V140H38ZM41 141V140H40ZM44 141V140H43ZM42 141V142H43ZM54 141V140H53ZM68 141V140H67ZM81 141V140H80ZM143 141V140H142ZM141 141V142H142ZM175 141V140H174ZM174 141H172L173 142V144H174ZM219 141V140H218ZM221 141V140H220ZM22 142V141H21ZM23 142H25V141H23ZM41 142V143H42ZM76 141L74 140V142L73 143H75ZM78 142V141H77ZM177 142V143H178ZM237 142V141H236ZM16 144H17V142H15ZM38 143V142H37ZM40 143V142H39ZM44 143H46L45 141H44ZM50 143H51V140H50ZM49 143V144H50ZM55 143V142H54ZM160 143H161V141H160ZM160 143H157V144H159L160 145ZM164 143V142H163ZM214 143V142H213ZM232 143V142H231ZM25 144H27L26 142H25ZM56 144H57V142H56ZM76 144V143H75ZM79 144V143H78ZM156 144V145H157ZM162 144V143H161ZM168 144H170L169 142H168ZM215 144V143H214ZM234 144V143H233ZM232 144V145H233ZM18 146L17 147H19L20 145H21V143H20V145L19 144H17ZM29 145V144H28ZM42 146H44L45 147V144H41ZM46 145H48V143L46 144ZM52 145V144H51ZM58 145H60L59 143H58ZM139 145H140V143H139ZM155 145V146H156ZM10 146V145H9ZM22 146H23V144H22ZM25 146V145H24ZM30 146V145H29ZM31 146H34L33 145V142H32V145ZM40 146V145H39ZM38 146V147H39ZM49 146V145H48ZM167 146V145H166ZM176 146H177V144H176ZM4 147V146H3ZM7 147V146H6ZM5 147V148H6ZM14 147H15V145H14ZM14 147H11L12 149L14 148ZM21 147V146H20ZM28 147V146H27ZM37 147V146H36ZM60 148H61V146H59ZM154 147V146H153ZM162 147H165V146H162L161 145V148ZM211 147H213V146H211ZM216 147V146H215ZM246 147V146H245ZM31 148V147H30ZM33 148V147H32ZM40 148V150H41V147H39ZM38 148V149H39ZM48 148H51V147H48ZM56 148H57V146H56ZM139 148V147H138ZM144 148V147H143ZM176 149H177V147H175ZM231 148H232V146H231ZM252 148V147H251ZM4 149V148H3ZM21 149V148H20ZM52 149H54V148H52ZM62 149V148H61ZM60 149V150H61ZM142 149V148H141ZM1 150V149H0ZM9 150H11V149H9ZM9 150H7L8 152H9ZM34 150V149H33ZM56 149H54V151H55ZM63 150V149H62ZM61 150V151H62ZM75 150V149H74ZM143 150V149H142ZM142 150H140V151H142ZM156 150V149H155ZM154 150V151H155ZM163 150V149H162ZM169 150L170 149H168V155H170L169 154ZM245 150V149H244ZM2 151V150H1ZM13 151V150H12ZM27 151V150H26ZM35 151V150H34ZM33 151V152H34ZM38 151V150H37ZM45 151H46V149H45ZM52 151V150H51ZM61 151H59V152H61ZM126 151V150H125ZM171 152H172V150H170ZM175 151V150H174ZM178 151H179V145H178ZM238 151V150H237ZM7 152V153H8ZM14 152V151H13ZM23 152V151H22ZM40 152H42V151H40ZM53 152V151H52ZM51 152V153H52ZM58 152V153H59ZM245 152V151H244ZM243 151H242V153H244ZM255 152V151H254ZM264 151H262V153H263ZM50 153V154H51ZM57 153V154H58ZM78 153V152H77ZM235 153H236V151H235ZM250 153V152H249ZM261 153V154H262ZM4 154V153H3ZM14 154V153H13ZM23 154V153H22ZM41 154V153H40ZM43 154H45L44 152H43ZM47 155H48V153H46ZM107 154H108V152H107ZM165 154V153H164ZM164 154H162V155H164ZM251 154V153H250ZM11 155V157L12 156H15V154L14 155H12V152H10V154H9V156ZM23 155H25V154H23ZM28 155V154H27ZM27 155H26V158H27ZM55 155V154H54ZM64 155V154H63ZM3 156V155H2ZM4 156H5V154H4ZM8 156V157H9ZM17 156V155H16ZM15 156V158H17ZM19 156H22V155H19ZM29 156H31V154L29 155ZM29 156H28V158H29ZM45 156V158L46 159H48V158H50V156L47 158L46 157V155H44ZM62 156V155H61ZM72 156H73V154H72ZM121 156V155H120ZM123 156V155H122ZM171 156V155H170ZM227 156V155H226ZM251 156H252V154H251ZM263 156V155H262ZM8 157H6V159L8 158ZM38 157L40 158V156L38 155ZM41 157H42V154H41ZM51 157H53V156H51ZM67 157V156H66ZM69 157V156H68ZM108 157H109V155H108ZM15 158H14V160H15ZM20 158V157H19ZM19 158H17V159H19ZM21 158H23V156L21 157ZM25 158V159H26ZM27 158V159H28ZM39 158H38V160H39ZM71 158V157H70ZM69 158V159H70ZM96 158V157H95ZM94 157H93V160L95 159ZM124 158H125V156H124ZM139 159H140V157H138ZM144 158V157H143ZM152 158V157H151ZM150 158V159H151ZM157 158V157H156ZM161 158V157H160ZM170 158V157H169ZM219 158H220V156H219ZM226 158V157H225ZM233 158V157H232ZM253 158V157H252ZM6 159L4 158L3 159V161L5 160L6 161ZM9 159V158H8ZM16 159V160H17ZM26 159V161H28ZM32 160H33V158H31ZM41 160H43V162H44V159L43 158H40ZM54 159V158H53ZM68 159V163H70L69 161H71V160H69ZM136 159V158H135ZM165 159H167L166 158V156H165ZM254 159V158H253ZM259 159V158H258ZM11 160H12V158H11ZM23 160H24V158H23ZM23 160H20V161H22L23 162ZM38 160H37V162H38ZM55 160V159H54ZM65 159H61V162L62 161H64ZM73 160V159H72ZM83 160V159H82ZM92 160V161H93ZM152 160V159H151ZM221 160H223V157H222V159ZM231 160V159H230ZM230 160H228L229 162H230ZM260 160H262V159H260ZM1 161V160H0ZM4 161V162H5ZM40 161V160H39ZM49 161V160H48ZM51 161H53V160H51ZM56 161H58V160H56ZM56 161H55V163H56ZM77 161V160H76ZM137 161V160H136ZM141 161V160H140ZM140 161H137V163L138 162H140ZM169 162H170V159L168 160ZM6 162H8V161H6ZM12 162V161H11ZM13 162H15V161H13ZM94 162V161H93ZM105 162H107V161H105ZM153 162V161H152ZM168 162V163H169ZM172 162H174V160L172 161ZM210 162V161H209ZM28 163V162H27ZM30 163V162H29ZM42 163V162H41ZM45 163H47V162H45ZM53 163V162H52ZM58 163H60V162H58ZM57 163V164H58ZM109 163V162H108ZM137 163L135 164V165H137ZM7 164V163H6ZM9 164V163H8ZM12 164V163H11ZM22 164V163H21ZM20 164V165H21ZM34 164H36L35 162H34ZM61 165H62V163H60ZM60 164H58L59 166H60ZM83 164V163H82ZM130 164V163H129ZM169 164H171V163H169ZM200 164H202V163H200ZM220 164H221V162H220ZM1 165H2V163H1ZM23 165V164H22ZM22 165H21V168H22ZM27 165V164H26ZM38 165V164H37ZM42 165V164H41ZM41 165L39 166V167H41ZM53 165V164H52ZM73 165V164H72ZM105 165H107V163H105L104 164V166ZM122 165V164H121ZM178 165H179V162H178ZM203 165V164H202ZM207 165V164H206ZM6 166V165H5ZM12 166V165H11ZM13 166L15 167V165L13 164ZM16 166H18L19 168H20V166L18 165V163H17V165ZM33 166H35V165H33ZM55 166V165H54ZM63 166V165H62ZM67 166H69L68 164H67ZM138 166V165H137ZM172 166L173 165H171V168H172ZM208 166H209V164H208ZM218 166H220V165H218ZM228 166V165H227ZM1 167H3V166H1ZM7 167V166H6ZM27 167H29V166H27ZM39 167H38V169L37 170H39ZM43 167V166H42ZM45 167V166H44ZM154 167V166H153ZM174 168H176L175 167V165L173 166ZM13 168V167H12ZM20 168V169H21ZM48 168V167H47ZM49 168H51V166L49 167ZM56 168V167H55ZM70 168H73L72 166H70L69 167V170H70ZM96 168V167H95ZM170 168V167H169ZM198 168V167H197ZM212 168H214V166L212 167ZM218 168V167H217ZM226 168H229V167H226ZM2 169V168H1ZM0 169V170H1ZM23 169V168H22ZM21 169V170H22ZM32 169V168H31ZM33 169H35V167L33 168ZM32 169V170H33ZM44 171H46L47 169L45 168H42ZM58 169V168H57ZM63 168H60V170H62ZM91 169V168H90ZM121 169V168H120ZM153 169V168H152ZM166 169V168H165ZM178 169V168H177ZM186 169V170H185ZM189 169H191V168H189ZM211 169V168H210ZM235 169V168H234ZM4 170V169H3ZM6 170H8V167L6 168ZM16 170H18V168L16 167ZM24 170H25V168H24ZM42 170V171H43ZM64 170V169H63ZM72 170V169H71ZM83 170V169H82ZM92 170H94V169H92ZM92 170H89V171H92ZM202 170V169H201ZM13 171L14 172H16L15 170H14V168H13ZM18 171H20V170H18ZM35 171V170H34ZM49 171H50V169H49ZM53 171V170H52ZM55 171V170H54ZM118 171H119V169H118ZM122 171V170H121ZM121 171H119V173L121 172ZM126 171V170H125ZM136 171V170H135ZM173 171H175V170H173ZM1 172V171H0ZM3 172V171H2ZM7 172V171H6ZM5 172V173H6ZM26 172H28L27 170H26ZM25 171H24V173H26ZM33 172V171H32ZM37 172V171H36ZM94 172V171H93ZM93 172H91V175H92V173ZM123 172V171H122ZM130 172V171H129ZM164 172H165V170H164ZM193 172V171H192ZM214 172V171H213ZM20 173V172H19ZM21 173H23V172H21ZM23 173V174H24ZM34 173V172H33ZM42 173V172H41ZM44 173V172H43ZM53 173H56V172H53ZM52 173V174H53ZM89 173V172H88ZM198 173V172H197ZM216 173H219V172H216ZM12 174L13 173H11V176H12ZM16 174H18V173H16ZM15 174V175H16ZM23 174H21V175H23ZM46 174H47V171H46ZM59 174H62L61 172L59 173ZM167 174V173H166ZM165 174V175H166ZM173 174V173H172ZM178 174H180V172L178 173ZM207 174H208V172H207ZM206 174V175H207ZM215 174V173H214ZM5 175V174H4ZM14 175V174H13ZM26 175H27V173H26ZM31 176L33 175H35V174H30ZM41 175V174H40ZM85 175V174H84ZM98 175H99V172H98ZM97 175V177H100V176H98ZM118 175V174H117ZM174 175V174H173ZM172 175V176H173ZM195 175H196V173H195ZM225 175V174H224ZM1 176V175H0ZM10 176V177H11ZM18 176H20V174L18 175ZM37 176V175H36ZM36 176H34V177H36ZM42 176V175H41ZM43 176L45 177L46 175H44L43 174ZM43 176L40 178V177H38V178H40L39 180H41L42 181V179H43ZM48 176H49V174H48ZM51 176V175H50ZM171 176V177H172ZM215 176V175H214ZM4 177V176H3ZM5 177H7V179H8V176H7V173H6V176ZM9 177V178H10ZM16 177V176H15ZM15 177L13 176V178L15 179ZM23 177H26L25 175L23 176ZM68 177V176H67ZM70 177V176H69ZM85 177H86V175H85ZM117 177V176H116ZM119 177V176H118ZM121 177V176H120ZM142 177H143V175H142ZM168 177V176H167ZM176 177V176H175ZM181 177V176H180ZM209 177V176H208ZM239 177V176H238ZM12 178V177H11ZM11 178H10V180H11ZM12 178V179H13ZM19 178V177H18ZM22 178V177H21ZM51 178H53V176L51 177ZM88 178V177H87ZM115 178V177H114ZM113 178V179H114ZM176 178H178V176L176 177ZM232 178V177H231ZM240 178V177H239ZM6 179V178H5ZM24 179V178H23ZM45 179V178H44ZM49 178H47L46 179V181L48 180ZM57 179H60V178H57ZM183 179H181V180H183ZM200 179H201V176H200ZM210 179H211V177H210ZM9 180V179H8ZM19 180H20V178H19ZM51 180V179H50ZM69 180V179H68ZM137 180V179H136ZM178 180H180V178H178ZM180 180V181H181ZM208 180V179H207ZM241 180V179H240ZM12 181V180H11ZM17 180L15 179V182H16ZM20 181H23V180H20ZM49 181V180H48ZM55 181H56V178H55ZM58 181V180H57ZM176 181V180H175ZM179 181V182H180ZM216 181V180H215ZM5 182V181H4ZM8 181L6 180V182H5V184L7 183ZM10 182V181H9ZM25 183H26V181H24ZM43 182H44V180H43ZM52 182H53V179H52V181L50 182V184H52ZM68 182V181H67ZM66 182V183H67ZM165 182V181H164ZM163 182V183H164ZM178 182V181H177ZM182 182H184V181H182ZM202 182V181H201ZM238 182H240V181H238ZM237 182V183H238ZM0 183H1V181H0ZM11 183V182H10ZM49 183V182H48ZM47 183V184H48ZM120 183V182H119ZM138 183V182H137ZM168 183V182H167ZM166 183V185H168ZM185 182H184V184H185V186L187 185ZM213 183H214V181L212 182V185H213ZM9 184V183H8ZM21 184V183H20ZM19 184V185H20ZM24 184V183H23ZM47 184H45V185H47ZM57 184V183H56ZM89 184V183H88ZM174 184V183H173ZM210 184V183H209ZM215 184V183H214ZM11 185V184H10ZM18 185V186H19ZM94 185H95V183H94ZM160 185V184H159ZM189 185H187V186H189ZM206 185V184H205ZM204 185V186H205ZM11 186H14V185H11ZM17 186V187H18ZM56 186V185H55ZM71 186H72V184H71ZM106 186V185H105ZM109 186V185H108ZM169 186V185H168ZM176 186V185H175ZM184 186V187H185ZM207 186V185H206ZM24 187V186H23ZM42 187H44V186H42ZM48 187V186H47ZM57 187V186H56ZM69 187V186H68ZM94 187V186H93ZM174 187V186H173ZM180 187V186H179ZM209 187V186H208ZM6 188V187H5ZM16 188V187H15ZM165 188V187H164ZM187 187H185V189H186ZM187 188V189H188ZM2 189V188H1ZM11 189H12V187H11ZM109 189V188H108ZM113 189V188H112ZM112 189L111 190H109V191H112ZM115 189V188H114ZM128 189V188H127ZM132 189V188H131ZM162 189V188H161ZM185 190V191H188V190ZM47 190V189H46ZM102 190H103V188H102ZM133 190H134V188H133ZM218 190L219 189H217V192H218ZM221 190V189H220ZM15 191V190H14ZM20 191V190H19ZM41 191H43V190H41ZM52 190H50V192H51ZM96 191V190H95ZM94 191V192H95ZM164 191H166V188L163 190V192ZM176 191V190H175ZM174 191V192H175ZM182 191H184V190H182ZM242 191V190H241ZM11 192V191H10ZM45 190H44V194H45ZM160 192V191H159ZM214 192V191H213ZM220 192V195H219V197L217 198V195H214V196H216V198L213 200V203L215 204V212H216V216L214 217V218H217V219H220V221L224 218V217H228V220H230V222L228 223V226L226 227H224V229H222V231H220L219 229H216L217 231L219 230L221 233L225 230V233H224V235H226V236H228L229 237V239L228 240H225L224 239V241L225 242H227L228 244H230L231 246H233V247H235V246H242V245H245L244 247H243V249L241 250V252H244V253H246V256H249V262L248 263H246V264H257L256 262H257V259H254L253 260V258H255L256 257V255L258 256V255H260V254H264V239H263V237H262V228H260L259 227V223H260V221L262 222V226L264 227V218L263 217H261V218H263V220H261V219H258V218H256V216L254 215V214H252V212H251V209L248 207L249 205L246 203L247 202V200H248V198L250 197V193H248L247 191H243V192H240V190L239 191H236L234 188H232V187H229L228 189H226V190H224V193H221V191H219ZM7 193V192H6ZM48 193V192H47ZM54 193V192H53ZM165 193V192H164ZM188 192H186V194H187ZM123 194V193H122ZM122 194H121V196H122ZM136 194V193H135ZM173 194V193H172ZM174 194H176V192L174 193ZM179 194H181V193H179ZM204 194V193H203ZM210 194V193H209ZM213 194V193H212ZM217 194V193H216ZM101 195V194H100ZM131 195V194H130ZM129 195V196H130ZM208 195V194H207ZM4 196H7V195H5L4 194ZM8 196H9V194H8ZM13 196V195H12ZM67 196V195H66ZM170 196V195H169ZM179 196V195H178ZM178 196H176L177 198H178ZM186 196V195H185ZM200 196V195H199ZM198 196V197H199ZM209 196H211V195H209ZM54 197V196H53ZM173 196H170V198H172ZM174 197H175V195H174ZM182 197H184V196H182ZM208 197V196H207ZM55 198V197H54ZM164 198V197H163ZM166 198V197H165ZM180 198H181V196H180ZM212 198V197H211ZM245 198H247V200L246 201H244V199ZM56 199V198H55ZM119 199V198H118ZM116 200V201H119L120 202V200ZM198 199V198H197ZM8 200H10V198L8 199ZM87 200V199H86ZM162 200V199H161ZM174 200V199H173ZM172 200V201H173ZM177 200V199H176ZM179 200V199H178ZM56 201V200H55ZM115 201V202H116ZM12 202V198H11V201H10V203ZM54 202V201H53ZM199 202V201H198ZM252 202V201H251ZM56 203V202H55ZM121 203V202H120ZM120 203H119V205H120ZM176 203V202H175ZM182 203V202H181ZM249 203V202H248ZM2 204V203H1ZM50 204V203H49ZM112 204H113V202H112ZM118 204V203H117ZM129 204H131V202L129 203ZM5 205H7L8 206V203L7 204H5ZM15 205V204H14ZM53 205V204H52ZM55 205V204H54ZM57 205V204H56ZM59 206V205H58ZM114 206V205H113ZM202 206V205H201ZM204 206V205H203ZM52 207V206H51ZM195 207H197V206H195ZM205 207V206H204ZM251 207V206H250ZM113 208V207H112ZM115 208V207H114ZM11 209V208H10ZM162 209V208H161ZM179 209H183L184 210V208H179ZM191 209H193V208H191ZM203 209V208H202ZM211 209V208H210ZM115 210V209H114ZM114 210H113V212H114ZM176 210V209H175ZM180 210V211H181ZM209 210V207H208V209H207V211ZM212 210H214V209H212ZM260 210V209H259ZM134 212H136V211H134ZM210 212V211H209ZM209 212H208V214H209ZM213 212V211H212ZM145 213V212H144ZM161 213V212H160ZM211 213V212H210ZM11 214V213H10ZM13 214V213H12ZM138 213L136 212V216H139V215H137ZM141 214V213H140ZM159 214V213H158ZM163 214V213H162ZM10 216V215H9ZM12 216V215H11ZM157 216V215H156ZM262 216V215H261ZM61 217V216H60ZM73 217V216H72ZM71 217V218H72ZM162 217V216H161ZM185 217H187V216H185ZM203 217H205L204 215H202L201 216V218L200 217H198L197 219H195V220H188L187 218H186V220H184L185 222H186V224H189V225H191L193 228H192V230L194 229V226H195V229L197 228L196 226H197V224L199 225V223H200V220L203 218ZM260 217V216H259ZM11 218V217H10ZM54 218V217H53ZM52 218V222H53V219ZM58 218V217H57ZM147 218V217H146ZM200 218V219H199ZM48 219H51V218H48ZM73 219V218H72ZM77 219H79V218H77ZM154 219V218H153ZM160 219V218H159ZM65 221H67L66 219H64ZM138 220V219H137ZM155 220V219H154ZM56 221H58V220H56ZM60 221H61V218H60ZM59 221V222H60ZM69 221H72V220H69ZM78 220H76V222H77ZM151 221V220H150ZM192 221V222H191ZM224 221V220H223ZM222 221V222H223ZM79 222V221H78ZM48 223H50V222H48ZM61 223V222H60ZM63 223H64V221H63ZM53 224H55V223H53ZM57 224H58V222H57ZM66 224H69V223H66ZM72 224V223H71ZM82 224V223H81ZM118 224H119V222H118ZM117 224V225H118ZM158 224V223H157ZM79 225V228H80V224H78ZM145 225V224H144ZM156 225V224H155ZM45 226H47V225H45ZM54 226H56V225H54ZM53 226V227H54ZM122 226V225H121ZM128 226V225H127ZM159 226V225H158ZM50 227V229H51V226H49ZM76 227L77 226H75L74 228L76 229ZM211 227H213V226H211ZM48 228V227H47ZM46 227H45V229H47ZM55 228V227H54ZM60 229H61V227H59ZM67 228H69V227H67ZM66 228V229H67ZM128 228V227H127ZM50 229H48V230H50ZM57 229H58V226H57ZM56 229V230H57ZM62 229H64V228H62ZM61 229V230H62ZM65 229V230H66ZM73 229V228H72ZM175 229V228H174ZM178 229V228H177ZM189 229V228H188ZM194 229V230H195ZM52 230V229H51ZM50 230V231H51ZM117 230L120 232V230L118 229V227H117ZM116 230V231H117ZM197 230V229H196ZM196 230H195V232H196ZM237 230H243V233L245 232L246 233V238H245V240L244 241H241V240H237V238H236V235H235V233H236V231ZM60 230H58L57 232H59ZM63 231V230H62ZM61 231V232H62ZM81 231V230H80ZM175 231V230H174ZM173 231V233H175ZM191 231V230H190ZM53 232H55V231H53ZM52 232V233H53ZM67 232V231H66ZM76 232V231H75ZM83 232L84 231H82V233L81 234H83ZM240 232V231H239ZM242 232V231H241ZM76 233H79V232H76ZM75 233V234H76ZM177 233V232H176ZM179 233V232H178ZM177 233V234H178ZM194 233V232H193ZM209 233V232H208ZM51 234V233H50ZM56 234V233H55ZM58 234V233H57ZM60 234V233H59ZM68 234V233H67ZM116 234H118V232L116 233ZM120 234V233H119ZM132 234V233H131ZM177 234H175V237H176V235ZM186 234V233H185ZM191 234V233H190ZM217 236H219L220 234H218V232H216L215 233ZM65 235V234H64ZM74 235V234H73ZM78 234H76L75 235V237H77L78 238V236H77ZM239 235H240V233H239ZM88 236H89V234H88ZM117 236V235H116ZM145 236V235H144ZM264 236V235H263ZM80 237V236H79ZM90 238H91V236H89ZM113 237H115V236H113ZM120 237V236H119ZM118 237V238H119ZM180 237V236H179ZM195 237V236H194ZM193 237V239H195ZM197 237V236H196ZM60 238V237H59ZM58 238V239H59ZM71 238V237H70ZM85 238V237H84ZM92 238H93V236H92ZM91 238V239H92ZM178 238V237H177ZM78 239H80V238H78ZM90 239V240H91ZM94 239H96V238H94ZM211 239H213V238H211ZM227 239V238H226ZM243 239V238H242ZM60 240V239H59ZM93 240V239H92ZM91 240V241H92ZM2 241V240H1ZM77 241V240H76ZM75 241V242H76ZM82 241H83V239H82ZM81 241V242H82ZM114 241V240H113ZM182 241H184L183 239H182ZM181 240H180V242H182ZM58 243V245H59V241H57ZM84 242V241H83ZM93 242V241H92ZM115 242V241H114ZM196 242V241H195ZM89 243H91L90 241L88 242V246H89ZM172 243V242H171ZM174 243V242H173ZM2 244V243H1ZM76 244V243H75ZM77 244H79L78 242H77ZM85 244V242L83 243V245ZM93 244V243H92ZM113 244V243H112ZM111 244V245H112ZM116 244V243H115ZM114 244V245H115ZM122 244V243H121ZM124 244V243H123ZM212 244V243H211ZM3 245V244H2ZM60 245H62V244H60ZM81 245V244H80ZM125 245H126V243H125ZM179 245H181V244H179ZM213 245V244H212ZM79 245H77V247H78ZM91 246V245H90ZM119 246V245H118ZM124 246V245H123ZM175 246H176V244H175ZM184 246V245H183ZM2 247V246H1ZM74 247V246H73ZM76 247V246H75ZM104 246H102L101 248H103ZM112 247H113V245H112ZM111 247V248H112ZM116 247V246H115ZM177 247V246H176ZM219 247V246H218ZM217 247V248H218ZM232 247V248H233ZM72 248V247H71ZM70 248V249H71ZM86 249H87V246L85 247ZM168 248V247H167ZM181 248V247H180ZM199 248V247H198ZM211 249V251H212V247H210ZM6 249H7V247H6ZM77 249V248H76ZM79 249V248H78ZM77 249V250H78ZM107 249V248H106ZM170 249V248H169ZM174 249V248H173ZM179 248H177V250H178ZM177 250H176V252H177ZM184 250V249H183ZM1 251V250H0ZM66 251V250H65ZM64 251V252H65ZM68 251V250H67ZM104 251V250H103ZM112 251H114V250H112ZM70 252V251H69ZM72 252V251H71ZM84 252H85V250H84ZM109 252H110V250H109ZM180 252V251H179ZM178 252V253H179ZM62 253V252H61ZM188 253V252H187ZM201 253V252H200ZM66 254V253H65ZM77 254V253H76ZM170 254H172V253H170ZM225 254H227V251L225 252ZM37 255H39V253L37 254ZM69 255V254H68ZM244 255V254H243ZM33 256V255H32ZM31 256V257H32ZM62 257L64 256V254L63 255H61ZM66 256H67V254H66ZM66 256H64V257H66ZM70 256V255H69ZM68 256V257H69ZM73 256V255H72ZM116 256V255H115ZM190 256L193 258H196L197 256H198V252L196 251V250H192V252H190ZM215 256H217V254H215ZM34 257H36L35 255H34ZM68 257H66V258H68ZM74 257V256H73ZM111 257V256H110ZM109 257V258H110ZM225 257V256H224ZM39 258H41L40 256H39ZM78 258V257H77ZM259 258H260V256H259ZM259 258H258V261H259ZM43 259V258H42ZM62 259V258H61ZM60 258H58V261H60L61 260ZM73 259V258H72ZM79 259H81V257L79 258ZM263 259V258H262ZM30 260H31V258H30ZM29 260V261H30ZM35 260V259H34ZM47 260V259H46ZM45 259H44V261H46ZM63 260V259H62ZM65 260V259H64ZM63 260V261H64ZM78 260V259H77ZM170 259H169V255H168V253H164L163 255H162V258L161 259H156V262L157 263H159V262H161V261H164L165 263H167L168 261H169ZM187 260V259H186ZM216 260V259H215ZM223 260H224V258H223ZM40 261V260H39ZM38 261V262H39ZM37 262V261H36ZM43 262V261H42ZM41 262V263H42ZM47 262V261H46ZM49 262V261H48ZM54 261H52V263H53ZM62 262V261H61ZM60 262V263H61ZM68 262V261H67ZM74 262V261H73ZM78 262V261H77ZM81 262V261H80ZM90 262V261H89ZM95 262V261H94ZM29 263V262H28ZM50 263H51V261H50ZM59 263V264H60ZM70 263V262H69ZM83 263V262H82ZM22 264H24V263H22ZM43 264H44V262H43ZM73 264V263H72ZM79 264V263H78ZM85 264H86V262H85ZM92 264H93V262H92ZM105 264V263H104ZM202 264V263H201ZM205 264V263H204ZM208 264V263H207ZM210 264V263H209ZM261 264V263H260ZM264 264V263H263Z\"/></svg>",
	"mask_w": 264,
	"mask_h": 264
}]
</instances>
